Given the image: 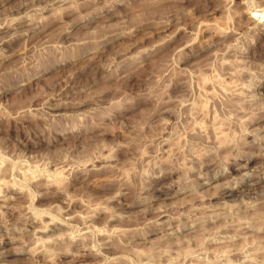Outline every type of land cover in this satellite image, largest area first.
Returning a JSON list of instances; mask_svg holds the SVG:
<instances>
[{
    "label": "rangeland",
    "instance_id": "obj_1",
    "mask_svg": "<svg viewBox=\"0 0 264 264\" xmlns=\"http://www.w3.org/2000/svg\"><path fill=\"white\" fill-rule=\"evenodd\" d=\"M263 142L264 0H0V264H264Z\"/></svg>",
    "mask_w": 264,
    "mask_h": 264
},
{
    "label": "bare ground",
    "instance_id": "obj_2",
    "mask_svg": "<svg viewBox=\"0 0 264 264\" xmlns=\"http://www.w3.org/2000/svg\"><path fill=\"white\" fill-rule=\"evenodd\" d=\"M260 16V15H259ZM251 141V140H250ZM264 143V142H263ZM260 148H261V150H263V152H262V154H264V145H262V143H261V145H260ZM242 153H236L235 155H236V157H234L235 158V160H236V158L239 156L240 157V155H241ZM261 154V155H262ZM242 156H245L244 154L242 155ZM238 157V158H239ZM241 158V157H240ZM248 159H251L250 158V155H249V157H248ZM238 160V159H237ZM251 161V160H250ZM241 162V161H240ZM216 163V162H215ZM241 166V165H240ZM233 168V167H232ZM238 168H242V167H238ZM228 170H230V169H228ZM246 174V173H245ZM264 174V173H263ZM257 176V175H256ZM243 177V176H242ZM256 178V180L254 179V181H252V180H250V181H248V178H241V180H239L238 181V183H236V185L235 184H233V185H231L232 186V188H230V189H226L227 191L226 192H228L229 193V195H236V196H234L235 198H237V197H241L242 195L241 194H239V190H241V189H243V188H248V190H251V191H253L252 189L253 188H257L256 187V185H257V183H259V182H264V177H262V176H257V177H255ZM263 184V183H262ZM259 186V185H258ZM254 189V190H255ZM249 192V191H248ZM255 192V191H254ZM224 194H225V191L223 192ZM253 193V192H252ZM252 193H250V194H252ZM249 194V193H248ZM249 194V195H250ZM254 194V193H253ZM228 195V196H229ZM255 195H257V192H256V194ZM254 195V196H255ZM226 196V195H225ZM243 196H245V195H243ZM251 196V195H250ZM253 196V197H254ZM259 195H257V196H255V197H258ZM230 197V196H229ZM246 197V196H245ZM247 197H249L248 195H247ZM262 197V196H261ZM231 198V197H230ZM229 198V199H230ZM259 198V197H258ZM232 199V198H231ZM230 199V200H231ZM234 199V198H233ZM232 199V200H233ZM250 199V198H249ZM252 199V198H251ZM250 199V200H251ZM254 199V198H253ZM256 199V198H255ZM261 199V198H260ZM255 201V200H254ZM251 224V223H250ZM213 234H215V233H213ZM217 234V233H216ZM211 237H212V235H210ZM218 236V235H217ZM220 240V239H219ZM205 248V247H204ZM207 248V247H206ZM235 249V248H234ZM196 250H198V249H196ZM201 250V249H200ZM195 251V250H194ZM199 251V250H198ZM197 251V252H198ZM203 251V250H202ZM232 251H235V250H233V248H232ZM201 252V251H200ZM206 252H208V251H206ZM203 253V252H202ZM235 253H237V252H235ZM234 253V254H235ZM200 254V253H199ZM233 254V253H232ZM243 256H245V255H243ZM245 258H246V256H245ZM245 258L243 257V259L245 260ZM248 258H249V254H248ZM233 260V259H232ZM232 260L230 259V262H232ZM253 260V259H252ZM255 261V260H254ZM253 262V261H252ZM248 263V262H247Z\"/></svg>",
    "mask_w": 264,
    "mask_h": 264
}]
</instances>
